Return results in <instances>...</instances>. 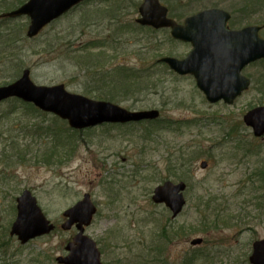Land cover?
<instances>
[{
    "label": "rangeland",
    "instance_id": "374dc122",
    "mask_svg": "<svg viewBox=\"0 0 264 264\" xmlns=\"http://www.w3.org/2000/svg\"><path fill=\"white\" fill-rule=\"evenodd\" d=\"M28 1L0 0V87L28 70L37 85L64 84L93 99L90 93L102 90L122 96L110 102L130 111L158 109L162 119L73 131L33 106L2 103L0 264H57L77 233L60 229L63 213L86 194L97 207L86 235L104 264H188L194 255L193 264H251L253 245L264 241V138L254 137L243 117L264 106V60L244 70L252 86L233 106L212 105L192 76H177L161 62L186 58L192 46L135 23L144 0L89 1L32 39L28 18L8 17ZM161 1L178 23L218 9L231 16L232 30L260 27L264 39V0ZM119 82L134 85L133 93L113 91ZM52 153L56 160L48 164ZM169 180L188 185L176 219L152 201ZM24 190L57 226L26 246L10 236ZM197 238L203 244L192 246Z\"/></svg>",
    "mask_w": 264,
    "mask_h": 264
},
{
    "label": "water",
    "instance_id": "95a60500",
    "mask_svg": "<svg viewBox=\"0 0 264 264\" xmlns=\"http://www.w3.org/2000/svg\"><path fill=\"white\" fill-rule=\"evenodd\" d=\"M85 0H30L8 17L29 16L31 25L28 37H36L48 24L68 13ZM138 23L157 30L170 28L174 39L190 42L193 51L184 60L165 58L162 61L181 76L191 74L198 87L211 102L224 99L232 103L242 91L247 90L249 81L240 77L241 70L252 62L264 58V40L259 37L260 28L249 27L241 31H230L227 23L230 15L221 10H207L188 18L183 25L167 17L168 10L158 0H146L140 8ZM10 98H18L32 103L40 110L52 113L67 120L73 129H85L102 124H126L159 118L158 111L130 112L108 102H98L69 93L64 85L53 87L37 86L25 71L16 83L0 88V103ZM245 122L254 129L257 137L264 135V108L251 111ZM206 167V164H203ZM186 185L171 182L155 190V203H166L174 217L182 212ZM18 216L13 224L11 235L17 236L23 245L30 240L49 234L50 225L37 205L36 199L26 191L17 200ZM96 208L89 196L82 203L65 213L69 221L63 226L70 229L74 223L80 234L67 246L70 255L58 258L59 264H102L101 254L96 244L83 236L84 226H89ZM202 239L192 241L200 245ZM251 264H264V241L253 245Z\"/></svg>",
    "mask_w": 264,
    "mask_h": 264
},
{
    "label": "trees",
    "instance_id": "16d2710c",
    "mask_svg": "<svg viewBox=\"0 0 264 264\" xmlns=\"http://www.w3.org/2000/svg\"><path fill=\"white\" fill-rule=\"evenodd\" d=\"M124 9L122 8L120 11H123ZM105 13H108V14H106L107 16H109L110 14H114L115 12L114 11H111L110 13L108 12V11H106ZM53 46V45H52ZM82 51H84V52H86L87 50H86V45H83V50ZM81 56V58H85V55H80ZM88 56V55H87ZM85 60V59H84ZM17 79V75L16 76H14L13 78H12V81H15ZM121 82H119V84L117 85V87H112V90L113 91H115L116 93H122L123 91H124V93H125V96H129V95H131L133 92L132 91H130V90H132V88H133V86L134 85H132V84H129V83H124V84H122L121 86ZM119 88H121V89H119ZM131 92V93H130ZM95 93V94H94ZM92 96H94L95 98H97V99H100V100H107V101H115V100H117V98H120V97H122V96H112V97H109L107 94V92H104V91H102V90H97V92H95V89L90 93ZM110 95V94H109ZM25 106H31V105H25ZM36 110L37 109H35L34 108V112L38 115H42V113H40L39 111H38V113L36 112ZM40 115V116H41ZM46 128H49V126H46ZM48 135H53L54 137H56V135L54 134V130H50V132H48L47 133ZM54 150H56V149H54ZM51 156L49 157V159H48V164H50V162L51 161H53L54 162V160H56L55 159V157H54V154L52 153V154H50ZM2 246V243H0V247ZM196 257H197V255H194L193 257L191 256L190 257V259H188V264H193L194 262H195V260H196ZM148 260H146L145 262H144V264H152V262H147ZM157 263V260L155 261V264Z\"/></svg>",
    "mask_w": 264,
    "mask_h": 264
},
{
    "label": "bare ground",
    "instance_id": "6f19581e",
    "mask_svg": "<svg viewBox=\"0 0 264 264\" xmlns=\"http://www.w3.org/2000/svg\"><path fill=\"white\" fill-rule=\"evenodd\" d=\"M53 233H55V232H50L49 234H53Z\"/></svg>",
    "mask_w": 264,
    "mask_h": 264
}]
</instances>
